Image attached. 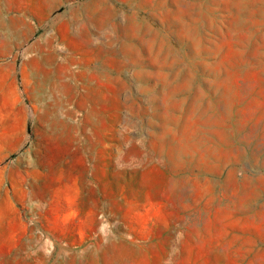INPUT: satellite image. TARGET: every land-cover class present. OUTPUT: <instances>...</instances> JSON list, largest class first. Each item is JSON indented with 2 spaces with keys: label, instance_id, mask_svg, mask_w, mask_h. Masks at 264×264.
<instances>
[{
  "label": "rangeland",
  "instance_id": "1",
  "mask_svg": "<svg viewBox=\"0 0 264 264\" xmlns=\"http://www.w3.org/2000/svg\"><path fill=\"white\" fill-rule=\"evenodd\" d=\"M29 57L56 90L0 264H264V0H0Z\"/></svg>",
  "mask_w": 264,
  "mask_h": 264
},
{
  "label": "crops",
  "instance_id": "2",
  "mask_svg": "<svg viewBox=\"0 0 264 264\" xmlns=\"http://www.w3.org/2000/svg\"><path fill=\"white\" fill-rule=\"evenodd\" d=\"M46 63L41 57H29L18 68L12 58L0 62V177L24 173L22 161L32 158L30 145H36L40 157V145L47 143L46 96L50 87L56 90V67ZM50 121L57 128V120ZM14 190L0 180V248H15V241L25 239L31 231L26 203L15 199Z\"/></svg>",
  "mask_w": 264,
  "mask_h": 264
},
{
  "label": "bare ground",
  "instance_id": "3",
  "mask_svg": "<svg viewBox=\"0 0 264 264\" xmlns=\"http://www.w3.org/2000/svg\"><path fill=\"white\" fill-rule=\"evenodd\" d=\"M16 28H17V27H16ZM17 29H18V28H17ZM17 29H16V30H17ZM51 59H52V58H51ZM46 62H47V61H46ZM47 112H48V111H47Z\"/></svg>",
  "mask_w": 264,
  "mask_h": 264
}]
</instances>
